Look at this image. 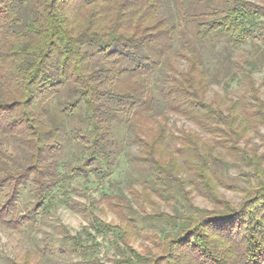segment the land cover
I'll return each mask as SVG.
<instances>
[{"label":"trees","instance_id":"16d2710c","mask_svg":"<svg viewBox=\"0 0 264 264\" xmlns=\"http://www.w3.org/2000/svg\"><path fill=\"white\" fill-rule=\"evenodd\" d=\"M175 1L198 39L217 35L233 47L253 46L247 67L235 63L246 85L241 97L208 100L213 76L198 56L184 71L170 62L183 31L160 15L162 0H0V225L33 231L67 184L109 178L128 140L140 145L134 159L148 177L144 201L153 206V196L177 182L185 198L190 186L213 208L191 204L159 235L130 223L127 236L118 226L123 244L111 264H264V135L255 132L264 126V99L253 77L264 66V0ZM163 61L171 73L158 87L152 76ZM159 97L166 106L160 113ZM170 113L206 130L213 143L198 132L176 136L167 126ZM120 128L122 140L115 136ZM252 132L261 144L249 139ZM72 145L82 151L76 165L64 158ZM216 146L244 164L253 181L220 179L216 167L225 160ZM219 186L241 192L239 205ZM24 192L31 199L22 210ZM112 228L92 213L78 235L63 228L62 247L81 257L76 264H105L95 255L94 233ZM139 234L153 244L148 253L130 243ZM0 264L35 263L27 256L0 257Z\"/></svg>","mask_w":264,"mask_h":264},{"label":"rangeland","instance_id":"374dc122","mask_svg":"<svg viewBox=\"0 0 264 264\" xmlns=\"http://www.w3.org/2000/svg\"><path fill=\"white\" fill-rule=\"evenodd\" d=\"M253 1L262 2V0ZM160 15L179 23L183 31V36L177 37L175 52L171 55L170 62L180 71H184L187 68L188 58L198 56L213 76L207 94L208 100H213L218 96L237 99L245 93L246 85L241 79V70L235 66V63L247 67V61L255 56L254 48L250 43L233 47L227 43L225 38L217 35H208L202 40L198 39L195 24L183 15L175 0H162ZM166 62L163 61L152 76V82L158 87L165 85L170 78L171 70ZM253 77L264 99V66L257 68L253 72ZM159 100L158 113L166 111L165 103L160 97ZM167 126L175 132L176 136L179 135L180 130H185L198 132L205 141L212 143L214 141L206 130L177 114L168 115ZM255 132L264 135V126ZM255 132L250 133L249 139L252 143L261 144ZM115 136L122 140L125 136L124 129L116 130ZM169 143L173 145L176 141L172 139ZM121 149L115 164V171L109 178L101 179L98 176L90 179L78 178L67 184L65 190L58 191L55 205L50 213L43 215L33 231L14 230L0 225V257L3 261L5 262L8 258L23 261L28 256L35 264H76L80 262L82 259L79 255L72 253L65 246L62 247L65 238L63 228L67 229L69 236L78 235L85 227H89L93 213L102 222L111 224L113 227L107 233H94L96 242L99 244L95 255L105 264H111L112 259L119 257L118 245L123 244L118 239V226L126 230L127 236L133 225L130 223L137 224L139 232L159 235L162 229L171 230L172 217L190 212L191 204L203 209L213 208L212 203L199 195L197 191L192 190L190 186L185 187V195L190 201L186 200L182 187L177 182L164 187L161 196H153V206L149 205L144 201L143 196H139L145 187L143 182L148 179L144 168L134 159L140 151V145L124 140L121 141ZM67 150L64 158L68 163L76 165L82 162V151L78 146L72 145ZM215 153H221L225 160L217 165L216 171L217 176L226 184L237 180L243 185H248L249 180L253 181L251 177L243 175L249 171L244 164L235 163L229 157L224 156L225 152L221 147L216 146ZM154 187L150 183V189L154 190ZM218 190L233 204L239 205L241 202V192L222 186H219ZM187 192L189 193L186 194ZM30 199L28 193L24 192L20 203L22 210ZM69 204L73 206L70 207ZM83 206L88 207V210L84 211ZM83 237L87 241L86 237ZM130 243L142 253H148L149 251L145 248L153 246L140 234Z\"/></svg>","mask_w":264,"mask_h":264}]
</instances>
